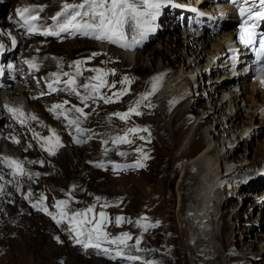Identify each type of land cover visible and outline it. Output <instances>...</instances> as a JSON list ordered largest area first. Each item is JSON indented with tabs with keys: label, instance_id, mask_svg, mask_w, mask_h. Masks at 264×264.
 Here are the masks:
<instances>
[{
	"label": "bare ground",
	"instance_id": "obj_1",
	"mask_svg": "<svg viewBox=\"0 0 264 264\" xmlns=\"http://www.w3.org/2000/svg\"><path fill=\"white\" fill-rule=\"evenodd\" d=\"M6 1H3L4 4ZM9 1L14 2L13 10H10V12H13L12 17L16 18L18 15L15 7L21 4H19V0ZM46 2L49 3L50 0H30V5H44ZM64 2L65 0H61L59 4L52 3L47 7L45 6V13L48 10L55 15L61 10ZM68 2L79 3L80 0H68ZM27 6L24 5L21 9ZM5 13L6 8H0L1 26L3 23L13 25L19 23L18 17L17 19L12 17L3 19L1 15H5ZM43 15L47 19L43 27H46L47 24L51 25V28L55 27V22L51 20V16H48L47 13ZM156 19H159V22L149 24L150 30L145 32L142 39L139 34L131 33L136 35V39L140 41L138 45L141 46V49L137 51L134 65L130 63L128 57L123 56L124 54L115 53L113 51V49H116L115 47H109L105 44V48L109 47V51L106 52L97 40L92 43L84 40V38L82 39V36H86L83 33L63 32L65 40L59 42V39H46L47 35L40 32L41 38L28 43L25 42L29 47L27 51H31V53H28L36 60L42 63L43 61L65 63L69 66L66 71V68H64V71L70 75L63 77L57 66L51 64L50 67L46 66L47 70L43 71L42 74H38L42 79V85L43 78L52 75V73L59 74V78L63 81L74 76L78 85L97 83L98 81H93L90 78L101 75L108 85L115 83V88H101L98 95L110 96L115 102L105 103L102 99H93L87 101L88 106L85 107L84 102L74 92L70 91L64 83L61 88L64 95L49 97L47 90L42 91L44 87L42 86L41 90L36 88L31 93V99L29 93L26 95L28 99L25 100L30 103L29 107L18 102L16 105L34 112L39 117V121L32 125L31 130H29V138H25L22 144L15 148H9V150L3 148L4 143L8 140L6 133L0 130V175L3 176V179L0 180V185L3 186V190L0 191V210L3 209L5 202H12L16 209L23 212V215L29 220L36 222V224H43L44 218L49 216V213L53 214V211L55 212V203H52V189H38L37 186H34L35 179L43 180L47 177L50 183L54 185V182L58 179L57 176L62 175L63 185L65 186L67 167L74 161L72 158L73 152H76L75 155L77 153L82 155L87 148L85 146V149H76L75 145H71L72 140L67 139L65 136H82L81 138L78 137V140L85 139V136H89V140H91L92 137L90 136H97L95 148L98 155L95 160L90 158V154L84 156V158L88 166L93 162H96V166L101 163L104 165V167L97 166L96 168L98 179L103 185L114 188L117 185L123 186L128 182L124 178L127 175L135 176L132 181L134 184L139 182L138 178H142L140 190L133 189L126 193L124 197L136 207H141L142 204L148 205L150 218L145 224L155 226L148 227L146 233L131 234V236L132 239L137 236L142 238L144 247L150 249L147 254L150 259L154 260V263L162 261V258H158L157 255L161 252L164 255L173 257L176 264H239L240 261L242 264H261L264 261V246L262 245L264 240V200L258 201L257 198L253 201V198L249 199L247 196L252 197L254 195L252 193H257L256 197L259 196L260 198L264 194V145L259 148H252L248 138L254 136L264 127V91H257L254 84L243 88L242 99L245 97L250 98L255 103V107L253 106L254 112L244 116L241 113L238 97L234 96L232 99L227 100L226 96L222 95L225 91L223 88H228V82L219 83L218 78L223 74L226 75V71L209 69L213 55L219 52L222 53L225 50L221 39L225 35H229L230 31L216 32L210 38H205L206 33L198 36L192 31H187L188 43H185L183 34L178 33L177 37L168 34L166 36L165 34L175 30L178 25L173 26L168 22H162L163 18L157 16ZM170 27L172 29H169ZM0 38L6 43L3 51H5L6 57H9L7 49L12 46V40L23 43L26 36L21 35L18 39L11 38L2 31L0 32ZM72 38L76 39V46L72 44ZM156 38L161 39V45H152ZM62 44L65 45V50L60 48ZM35 48L36 50H38L37 48H43L42 54L33 52ZM191 56H194L193 60H191ZM78 57L79 61H83V63L78 66L72 65ZM159 60H162L163 63L169 60L172 65L160 66L158 64ZM180 62L183 63L181 67L178 70L175 69L174 66ZM14 63L17 67L20 66L18 59ZM77 67L81 73L79 75H77ZM91 69H103L108 74L104 76L103 73H96ZM194 71L199 72L197 77ZM124 77H128L130 83H122ZM52 79H55V77L49 78L47 81ZM154 84L157 85L154 93L140 104L139 112L142 114L132 113L126 121L113 115L114 113L127 112L143 96L153 91ZM38 86L37 84L35 87ZM195 86H198L197 91ZM161 88L163 89L162 92L157 95ZM123 90H127L126 94L121 95L117 100L113 93ZM77 91L81 94H89L88 90L83 87H77ZM13 92L16 93V90ZM205 98L209 101H205ZM187 100L192 102L186 105ZM64 101L69 102L65 106L66 109H71V105L83 108L88 118L81 116L80 121H83V119L93 120L91 125L79 124V127L84 129L82 132H77L75 125L71 129H66L64 127L66 122L74 119L78 113L73 110L65 116L60 115L61 109L50 111L54 105ZM258 102L261 103L262 109L256 114V104ZM124 105L126 108H123ZM201 107L202 111L207 110V113L198 120L197 117L202 112ZM230 107L236 110L232 111L233 109L231 110ZM4 113L5 109L2 102H0V117H3ZM169 113L173 117L167 119ZM130 116L135 117L136 121L130 122ZM213 120L216 121L215 125ZM167 121L168 124H166ZM194 121L197 122V129L193 140L187 145V151L177 155L176 151L188 138L189 128ZM37 123L44 124L47 132L39 131ZM143 126H148L151 131L147 143H144L141 139ZM133 127L141 129V131L129 137L132 140L131 144L113 143L117 135H123ZM230 128H233V130ZM54 129L63 132V135L59 138L60 142L64 143V146L63 143L61 144L64 150L60 151V147H58L55 149L56 154L50 155L38 142L35 133L49 136L50 131ZM239 129H241V132H239ZM206 135H212L214 137L213 141L209 142ZM221 139L224 141L222 142ZM104 141H107V144ZM262 144H264V139ZM40 146L43 150L39 149ZM110 147L117 148L118 153L112 152ZM23 148L27 149L28 153H22L20 150H24ZM201 148L202 150L193 156ZM239 148H245V152L248 150V155L245 156L244 154L243 157H240L237 153ZM136 149H142L143 152H137ZM121 152L126 153V155H120ZM145 155L147 159H144ZM3 157L15 158L23 163L27 172L39 173V175H32L31 178L26 175L19 178L17 184V178L11 175L12 170L7 167ZM32 161L36 163H32ZM39 161H43V164ZM137 161H140L144 167H127L122 168L119 172L114 170V165H135ZM234 161L235 164L232 165L231 162ZM194 166H197V170L205 174V176L203 175L205 178H201L200 173L191 172V168ZM232 169L236 172L253 173L260 176V179L256 182L250 181V185H247L244 192L243 186L219 184V176H222L223 173L227 175L229 170ZM53 173L54 175H52ZM179 174L181 175L179 176ZM178 178L179 182L176 185ZM9 181L12 182L9 183ZM197 184L202 185L201 189L194 190L193 188ZM145 185L150 186L149 192L143 190ZM27 189H32L33 193L30 198L34 199L36 203L35 209L38 211L36 214L31 212L33 208L31 210L27 209L22 201V196ZM240 192H243L244 197L238 202L242 203L244 201V207L249 205V208L253 207V209L248 214L247 219L241 218L240 213L237 211L229 221L226 216L228 212L225 213L224 208L227 204L232 205L231 200L237 198ZM45 197L46 199H44ZM176 202H178L181 213L179 221H177L174 213ZM197 202H200L198 207L194 206L189 211L185 210L187 205L196 204ZM43 208H47L48 211H43ZM194 215H197V218ZM236 218H241L237 224L235 222ZM187 219H189V223ZM115 223V218H108L103 225V230L107 231L108 226ZM178 223H180L181 230L178 228ZM244 224H248L249 229H243L241 225ZM188 226L194 228V233L204 231L203 234L199 232V234L194 235L193 240L197 244L196 250L193 248L195 243L187 238L192 231H188ZM257 227L259 232L256 233V239L251 238L249 233L240 234L243 230L252 234V229ZM234 233V238H232ZM132 239L131 241H133ZM136 241L139 240L136 238ZM246 244H248V247L245 250L244 245ZM232 247H234V250ZM0 254L1 264H3V249ZM239 254L241 255L238 256Z\"/></svg>",
	"mask_w": 264,
	"mask_h": 264
},
{
	"label": "rangeland",
	"instance_id": "obj_2",
	"mask_svg": "<svg viewBox=\"0 0 264 264\" xmlns=\"http://www.w3.org/2000/svg\"><path fill=\"white\" fill-rule=\"evenodd\" d=\"M1 1L2 2H0V8L1 9L6 8L5 15L2 14L1 17L3 19L12 17L13 12H10V10H13L12 6H14V2L13 1L11 2L9 0L8 1L1 0ZM3 1H6V3L4 4ZM52 3H58L59 4V3H61V0H50L49 3L46 2V3H44L43 6L47 7V5L52 4ZM19 4H21V5H18V6L16 5L15 8H21L24 5H30V0H19ZM46 13L48 16H51V17L54 15V14H52V12H50L48 10H46ZM17 17L19 18V16H17ZM17 17L16 18L12 17V18L17 19ZM52 29L56 30L55 27H53ZM169 29H172V28L170 27ZM40 32L41 31H39V34L37 32V34H35L33 36L26 37L25 40L23 41V43L22 42L19 43L17 41L16 46H9L10 48L7 49V53L9 54V56L11 58L6 57L5 61H8L7 59H13V61L14 60L16 61V59H18L13 55L14 51H15L14 54L16 53L19 56L20 55H22L24 57H25V55L30 56L29 53H31V51H27V50H29V47L26 43L41 38ZM178 33L181 35L183 34V31L181 28H176L175 30H172V32H168L165 34H166V36L172 35L173 37H177ZM130 35H132V34H130ZM211 36H214V34H205V38H210ZM18 37L20 38L21 36H18ZM18 37H17V39H18ZM58 38H59V36H55V35H47L46 36V39H48V40H58ZM83 38H84V40H88L92 43L96 40L95 38H93L90 35L82 36V39ZM71 41H72V44L74 46H76V44H77L76 39L72 38ZM160 41H161L160 38H156L153 41L152 45H154V46L161 45ZM11 44H13V42ZM105 44H107V43L103 42L100 44V46L102 47L103 50H105L107 52V51H109L110 46L107 44L109 47L105 48ZM60 48L63 50L66 49L64 44L60 45ZM115 48L116 49H113V51L115 53L119 52L121 55L124 54L123 56L124 57L126 56V58L128 57V59L130 60V63H132L134 65L136 63L137 51L139 49H141V46L138 45L135 51H122L117 47H115ZM37 49L38 50H36V48L33 49V52H35L36 54H42L43 48H37ZM210 50H211V48H210ZM190 58H191V60H193L194 56H191ZM77 61H79V57L77 59H75L74 62H77ZM74 62L72 65H75ZM44 63H45V69L43 71L47 70L46 66L50 67L51 65H54V66L58 67L59 72H62L61 75L66 73L65 71L69 67L65 63L59 64V63H55V62L50 63V62L43 61V64ZM158 64L160 66L161 65L162 66L163 65L170 66V65H172V62L168 60L165 63H163L162 60H159ZM182 64L183 63L180 62L178 65L174 66L175 69L178 70V68H180ZM16 67H17V65H16ZM19 67H21V65ZM64 68H66L65 71H64ZM194 72L196 74L195 76L197 77V74L199 72L198 71H194ZM40 74H42V73H40ZM47 77H46V79H49V78H52L53 76L48 75ZM43 86L44 87L42 88V91L47 90L49 92V87H48V84H46L45 78H43ZM39 88H41V85H39L38 89ZM39 90H41V89H39ZM162 90L163 89L161 88L158 91L157 95H160ZM195 90L196 91L198 90V86H195ZM60 95H64L61 89H60L59 94H52V95H48V96L49 97H54V96L59 97ZM230 95H231L230 97L226 98L227 100L232 99L234 96H236L240 99L239 106L241 107V113L244 116L248 115V113L254 112L253 106L255 107V103L252 100H250V98L245 97L244 99H242L243 98L242 95L239 97L235 93L230 94ZM223 96H226V95H223ZM19 100L23 105H26L27 107H29L30 103L26 102V100H24L23 97L19 98ZM205 101H209V100L205 98ZM191 102L192 101L187 100L186 105L191 103ZM256 105H257V107H256L257 108L256 114H257V112L261 111L262 106H261L260 102H258ZM2 106H3V104H2ZM71 106H73V105H71ZM124 107L126 108L125 105L123 106V108ZM3 108H4V106H3ZM140 108H141V106L139 105L138 111H140ZM230 109L232 110L233 107H230ZM200 110L202 111V107L200 108ZM235 110L236 109H233L232 111H235ZM205 111L204 112L202 111L200 113V115H198V117H199V118L197 117L198 120L200 118H202L203 116H205V114L207 113V110H205ZM167 116H168L167 119H169V117H173V115L171 113H169ZM86 118H88V117L86 116ZM129 121L135 122L136 118L130 116ZM196 121H194L193 124L191 125V127L189 128L188 138L185 139V141L178 147V149L176 151L177 155L184 152V151H187V149H186L187 145H189V143L192 142L194 133L197 129V127H196L197 122ZM92 122H93V120L83 119V121H80V124L84 123L87 126V125H91ZM215 122L216 121L213 120L214 125L216 124ZM230 123H232V122H230ZM166 124H168V121L166 122ZM64 127L66 129H71V128H73V125L70 124L69 121H67ZM143 127H144L143 129H146L147 131L145 132L142 130V132H143L142 137H145V139H142V141L144 143H147L148 138H150L151 131H150V128L148 126H143ZM37 128L39 131H43L45 133L47 132L46 127L42 123L41 124L37 123ZM251 128H253V127H251ZM230 129L233 130V128H230ZM56 130L57 129H54L55 133L58 132ZM239 132H241V129H239ZM50 133H52V131H50ZM248 133H246V134H248ZM57 135L62 136L63 135L62 130L59 131L57 133ZM65 137H67V139L72 140L71 145L72 146L75 145L74 147L76 149H78V148L85 149L87 147L86 150L83 151L82 155L80 153H77L75 155L76 152H73L72 158L74 161L71 162L70 165L67 167L66 176H65L66 177L65 178V186L63 185L64 179H63L62 175L57 176L58 179L56 182H54V185L50 183V181L48 180L47 177H45L43 179L44 181L39 179V178L38 179L36 178L35 182H34V186H37L38 189H41V188H44L46 190L52 189L51 190L52 195H53L52 196V203L53 204L55 203L54 204L55 212L53 211L52 215L46 216V218H44V220L42 221L43 224H36V222L34 223L33 221L29 220L25 215H23V212L18 211L12 202H5V205H3V209L0 210V215H1L0 216V253L3 249V264H159V263L160 264H176V261L173 257L164 255L161 252L157 253V255H158V258H160V259L162 258L161 259L162 261H160V262L156 261L158 263H156V262L154 263L153 262L154 260L152 258L150 259V256L147 254L148 250H150V249L144 247L143 240H141L142 238L141 237L139 238V236L136 237L137 240H139V241H136V238H133L132 239L133 241H131V239L127 241V247L120 246L119 250L123 253V255L116 256L115 253L117 251V245L110 244L107 241H101L100 242L101 247L97 248V247H95V244L98 241L95 238L92 239L91 242L88 241L87 228L91 227V225H85L83 223V220L86 218H78L79 220H81V227L84 229V233H85L84 235H81L79 237H77L75 232L71 230L73 225L69 223V221L66 217L62 220L61 223L56 222L57 220L61 219V216H60L61 209H58L56 207V204L59 201H65L66 202L65 205L62 206V208L68 214H73L76 212H82V211L86 210L87 208L94 205L95 208H94V212L92 215L95 217L96 221L99 220L98 214L101 211L105 212L108 218H115L116 219L118 216L124 217L125 219L121 224L115 223V224H110L108 226V230L105 232H107L109 234V239L114 238V237H118L122 233H130L132 235L137 234V233H142V232L146 233L145 227L143 225H145V223L150 218L149 214H148V211H149L148 205L142 204L141 207H136V206L132 205L124 197L126 193L132 191L133 189L140 190V188H141L140 184L142 183L141 177L138 178L139 182L136 184H134L132 182L134 180L135 176L127 175L124 178H126L128 182H127V184H125L123 186L117 185L114 188V187H108V186L103 185L100 182V180L98 179V176L96 173V170H97L96 169L97 168L96 162L90 163V165L88 166L87 161L84 158V156H88V154H90V156H91L90 158L92 160H95L96 156L98 155V152L96 151V148H95L96 144H97V141H96L97 136H90V137H92L91 140H89V136H85L86 137L85 139L79 140V141H81L80 143H77L76 139L78 137L81 138L82 136L76 137L75 135H73V136H65ZM206 139L209 142H212L214 137L212 135H206ZM263 139H264V127L261 129V131L257 132L254 136L249 137L248 141L251 143L250 146L252 148H259V147H262V145H264V144H262ZM221 140H222V142L224 141L223 139H221ZM60 143L62 144L63 142H60ZM62 145L64 146V143ZM63 146L60 147V151L64 150ZM263 148H264V146H263ZM39 149L43 150V148L41 146ZM110 149L114 153H118V151H119L117 148H114V147H110ZM201 150H202V148L200 150H198L196 153H194L193 156L198 154ZM20 151L22 153L23 152L28 153V150H26V149L20 150ZM237 153L239 154L240 157H243L244 154H245V156H247L248 150L245 152V148H239V149H237ZM251 156H252V154H251ZM231 164L232 165L235 164V161L231 162ZM195 167L198 169L197 166H194L193 168H191V172L200 173V177L205 178L204 177L205 174L203 172L195 169ZM148 173H145V174L147 175ZM52 175H54V173ZM180 175L181 174H179V176ZM178 182H179V178L176 180V185ZM250 183L251 182H249L248 184L243 186L244 187L243 192L247 189V185H250ZM201 186H202L201 184H197L193 189L194 190L195 189L196 190L201 189ZM143 190L145 192H149L150 186L145 185ZM243 192H240L241 194L239 193L237 198H233L231 200V202H233L232 205L227 204L226 207L224 208L225 213L228 212L226 216L229 219V221L231 220V216L237 211H238V213H240V216L243 219H247L248 214L252 211V207L249 208V205L247 207L243 206L244 201H242V203L238 202V200H241L242 197H244ZM32 193H33L32 189H27L26 192L24 193V195L22 196V198H23L22 201L24 202L27 209L31 210V208H33L31 210V212L36 214V213H38V211L35 209L36 203L34 202V199L30 198L31 197L30 195ZM97 197H99L100 199L98 200ZM247 198H249V199L253 198V201L257 199L254 196H252V197L247 196ZM105 204H107L108 207H104ZM198 204H200V202L199 203L197 202L196 204H192V205H187V207H185V210L189 211L191 209V207H194V206L198 207L199 206ZM39 213H40V211H39ZM174 213H175L177 221H179L181 213L179 211L178 202H176V205L174 208ZM53 216H55L56 219H53ZM194 216H195V218H197V215H194ZM145 217L147 219H144ZM241 218L235 219L236 224L240 221ZM137 222H139V223H137ZM187 222L189 223V219H187ZM241 226L243 229H245V228L249 229L248 224H244ZM178 228L181 230L180 223H178ZM190 228L191 227L188 226V231L189 230L190 231L192 230V231L190 232V234H188L187 238L191 242L193 241V243H195L193 248L196 250L197 244L193 240L194 235L199 234V232L203 234L204 231H198L197 233H194L193 232L194 228H191V229ZM252 230H253L252 234H251V232H248L246 230H243L242 232H240V234H248L249 233V236H251V238L253 237L254 239H256L257 238L256 233L259 232V231H257V230H259V228L257 227V228H254ZM147 231H148V228H147ZM234 235H235V233L232 235V238H234ZM78 239L83 241V243H79V245H77ZM262 245L264 246V240L262 241ZM247 247H248V244L244 245L245 250L247 249ZM105 248H108L110 251L107 253L104 252ZM232 248L234 250V247H232ZM240 250H242V249H240ZM249 250H252V249H249ZM204 252H203V254H204ZM240 255L241 254H239L238 256H240ZM128 257H139L140 259L132 260V259H128ZM151 260H152V262H151ZM144 261H146V262H144ZM240 262H239V264H242ZM0 264H1V254H0ZM261 264H264V261Z\"/></svg>",
	"mask_w": 264,
	"mask_h": 264
},
{
	"label": "snow or ice",
	"instance_id": "obj_3",
	"mask_svg": "<svg viewBox=\"0 0 264 264\" xmlns=\"http://www.w3.org/2000/svg\"><path fill=\"white\" fill-rule=\"evenodd\" d=\"M245 4H249V0H244ZM260 8L254 9L251 6L241 7L239 9V14L244 18L241 24V32L238 35V40L246 45L253 46L257 53L258 62L260 63V68L264 70V32H256V21L264 19V0H258ZM161 7L160 3L157 0H80L77 2H65L62 5L60 11H58L54 16L51 17V20L55 22V29L45 28L43 34L44 35H60L62 32H72V33H83L84 35H90L93 38L100 41H107L114 45H119L125 49H131L140 43L139 40L136 39V35H130L131 33H137L140 35L141 39L143 38L146 31L150 30L148 27V19L151 18L154 20L156 18V14ZM20 17L24 20L26 24L29 26V30L32 32H36L38 30L36 24L34 23L39 19L38 15L32 14V10L30 8H23L19 10ZM251 22V23H250ZM13 42L14 39H13ZM95 55V54H94ZM75 65H80L83 61L74 62ZM36 67V65H33ZM91 71L96 73H103L106 76L108 73L103 69H91ZM81 74L79 68L77 67V75ZM114 74V70H113ZM64 76H69V73H64ZM52 76L55 77L53 83H60L59 74L52 73ZM93 81H98L97 83H85L83 85H78L77 80L74 76L70 79L63 81V83L68 87V89L74 92L85 104L87 107V101L93 99H102L105 103H113L115 102L112 97L105 95H98L100 93L101 88L109 87L115 88V83L108 85L107 81L103 79L101 75H97L90 78ZM159 80V78H157ZM122 83H130L128 77H124ZM264 83V81H262ZM52 88V85H49ZM77 87H83L88 90L89 94H81L77 91ZM157 85H153V91L149 92L147 95L143 96L141 100L136 102V105L129 108L125 113H114L113 115L118 116L122 120H127L129 115L135 113L136 115H140L138 111L139 105L143 103L144 100L147 99L148 96H151L156 90ZM53 91H57L58 89L52 88ZM127 90H123L120 92L113 93V96L118 100L119 97L123 94H126ZM69 102L64 101L60 104H56L53 106L50 111H56L57 109H61L60 115H67L69 111H75L78 115L69 120V123L76 126L77 132H82L84 129L79 127L81 116L86 117L87 113L84 112L83 108L72 106L71 109H66L65 105ZM8 107L9 111L18 113L21 117L25 115L22 109L15 107ZM30 119H37L35 115H32ZM21 123H25L23 119L20 121ZM141 129L136 127L128 129L123 135H117L113 140V143L122 144L127 143L131 144L132 140L129 139L130 136L137 134ZM143 131H147L143 129ZM36 137L41 140V146L45 148V150L50 155H55V149L61 147L60 138L53 130L50 136L40 137L39 133H35ZM141 139H145V137H141ZM19 143L18 140L14 141ZM77 143L81 141L77 140ZM107 144V141H104ZM27 150V149H26ZM107 151V150H106ZM137 152H143L142 149H136ZM120 155H126V153H119ZM144 159H147V156H144ZM3 160L6 162L7 167L10 168L11 175L16 177V183H19V178L24 176L32 177V175H39V173L32 174L27 172L24 168L23 163L11 157H3ZM32 163H36L32 161ZM39 163L43 164V161H39ZM99 167H104V165L98 164ZM127 167H144L140 161H137L135 165H114V170L119 172L122 168ZM3 179V176L0 175V180ZM12 181H9L11 183ZM3 190V186L0 185V191ZM30 195V194H29ZM46 199V197L44 198ZM99 200L100 198L97 197ZM65 201H59L56 204L58 209H61L60 216L61 219L57 220V223H61L62 220L66 217L70 224L73 225L72 231L75 232L76 236L79 237L84 235V229L81 227V220L78 218H86L83 220L85 225H91V227L87 228V238L88 241L91 242L92 239H96L98 242L95 244V247H101V241H107L110 244L117 245L116 256H121L123 253L119 250L120 246L127 247V241L132 239L130 233H122L118 237H114L109 239V234L103 230V225L107 222L108 217L105 212L101 211L99 215V220L96 221L95 217L92 215L94 212L95 206H91L82 212H76L73 214H68L63 210L62 206L65 205ZM104 207H108L107 204ZM43 211H48L47 208H43ZM49 215H52L49 213ZM53 219H56L53 216ZM124 217L118 216L116 218V223L121 224L124 221ZM144 219H147L146 217ZM139 223V222H137ZM145 230H147L150 226L155 225H143ZM77 243H83L81 240H77ZM108 248L104 249V252H109ZM128 259L138 260L139 257H128Z\"/></svg>",
	"mask_w": 264,
	"mask_h": 264
},
{
	"label": "water",
	"instance_id": "obj_4",
	"mask_svg": "<svg viewBox=\"0 0 264 264\" xmlns=\"http://www.w3.org/2000/svg\"><path fill=\"white\" fill-rule=\"evenodd\" d=\"M195 169H196V167H195ZM77 245H79V243Z\"/></svg>",
	"mask_w": 264,
	"mask_h": 264
}]
</instances>
